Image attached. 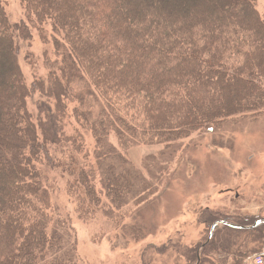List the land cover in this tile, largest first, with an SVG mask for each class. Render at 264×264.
Returning a JSON list of instances; mask_svg holds the SVG:
<instances>
[{
	"label": "trees",
	"instance_id": "obj_1",
	"mask_svg": "<svg viewBox=\"0 0 264 264\" xmlns=\"http://www.w3.org/2000/svg\"><path fill=\"white\" fill-rule=\"evenodd\" d=\"M185 1L19 0L24 20L11 25L0 0V264H79L71 219L51 199L59 184L77 221L103 218L115 230L130 205L163 189L176 142L232 117L264 116L255 0ZM33 33L50 53L44 77L27 84L15 40ZM139 145L163 146L142 162L147 178L126 156ZM222 221L264 238V219Z\"/></svg>",
	"mask_w": 264,
	"mask_h": 264
},
{
	"label": "rangeland",
	"instance_id": "obj_2",
	"mask_svg": "<svg viewBox=\"0 0 264 264\" xmlns=\"http://www.w3.org/2000/svg\"><path fill=\"white\" fill-rule=\"evenodd\" d=\"M174 1L181 8L187 3ZM2 2L11 25L24 20L19 0ZM255 3L263 17L264 0ZM44 29L49 36L50 28L45 25ZM15 42L25 82L44 77L41 57L43 51L50 53L49 43L42 45L35 33L29 42L17 38ZM28 53L33 54L34 68L28 64ZM35 102L28 100L30 110ZM84 137L91 155L93 140L89 135ZM111 142L115 145L114 138ZM162 149L161 145H139L129 149L126 156L147 178L142 162ZM169 158L166 186L150 197L146 193L147 200L138 208L130 205V216L115 230L103 218L91 226L77 221L60 184L55 187L51 199L71 219L79 264H231L240 261L244 253L250 258L264 245V238L249 227L234 232L219 224L211 240L207 235V223L213 218L238 225L252 217L264 219V116L232 117L194 132L176 142ZM193 251L197 261L190 254Z\"/></svg>",
	"mask_w": 264,
	"mask_h": 264
},
{
	"label": "built area",
	"instance_id": "obj_3",
	"mask_svg": "<svg viewBox=\"0 0 264 264\" xmlns=\"http://www.w3.org/2000/svg\"><path fill=\"white\" fill-rule=\"evenodd\" d=\"M246 264H264V254H254L248 258Z\"/></svg>",
	"mask_w": 264,
	"mask_h": 264
},
{
	"label": "water",
	"instance_id": "obj_4",
	"mask_svg": "<svg viewBox=\"0 0 264 264\" xmlns=\"http://www.w3.org/2000/svg\"><path fill=\"white\" fill-rule=\"evenodd\" d=\"M221 224H223V225H224V224H226V223H221ZM213 228H214V227H212V229H213Z\"/></svg>",
	"mask_w": 264,
	"mask_h": 264
},
{
	"label": "crops",
	"instance_id": "obj_5",
	"mask_svg": "<svg viewBox=\"0 0 264 264\" xmlns=\"http://www.w3.org/2000/svg\"><path fill=\"white\" fill-rule=\"evenodd\" d=\"M231 264H232V261H231Z\"/></svg>",
	"mask_w": 264,
	"mask_h": 264
}]
</instances>
